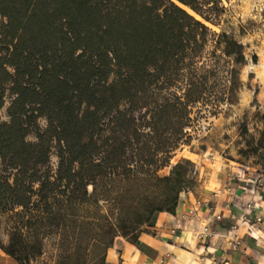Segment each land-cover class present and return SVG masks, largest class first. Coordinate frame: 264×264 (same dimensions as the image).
I'll return each instance as SVG.
<instances>
[{"label":"trees","instance_id":"obj_1","mask_svg":"<svg viewBox=\"0 0 264 264\" xmlns=\"http://www.w3.org/2000/svg\"><path fill=\"white\" fill-rule=\"evenodd\" d=\"M223 3L0 0V212L20 208L31 229L60 230L64 243L68 223L84 225L75 245L87 252H63L58 264H106L118 236L140 245L195 187L190 160L158 171L185 142L190 105L212 75L224 69L226 101L239 100L245 47L201 19L214 21ZM211 41L221 53L205 64ZM253 149L264 153V132ZM88 206L96 217L80 220ZM0 245L22 264L41 253L23 234Z\"/></svg>","mask_w":264,"mask_h":264},{"label":"rangeland","instance_id":"obj_2","mask_svg":"<svg viewBox=\"0 0 264 264\" xmlns=\"http://www.w3.org/2000/svg\"><path fill=\"white\" fill-rule=\"evenodd\" d=\"M223 2L222 12L212 22L205 21L187 9L201 18L213 32L228 33L244 45L248 63L241 67L243 86L239 91V100L236 104L226 101L227 76L224 69L217 77L212 75L207 82V88L201 94L200 101L190 105V122L186 129L185 142L173 152L170 164L158 171L161 176L169 175L171 168L179 161H200L205 155L214 159L212 161L215 164L219 161L234 162L235 166H240L237 167L246 172L254 170L264 172V153H257L253 149L264 132V0ZM214 52L215 45L211 41L200 61L205 64L214 62L216 55L221 53ZM254 55L258 56L257 63L253 61ZM7 106L1 112L2 120H8ZM40 126L42 129L47 127L44 118L40 120ZM213 152L214 155L211 156L210 153ZM58 164L59 158L54 149L51 156L54 171L57 170ZM21 210L19 208L15 211L0 212V243L8 245L13 235L20 237L23 234L36 245H40L41 253L32 258L29 264H58L63 252H87L85 243L75 245L76 237L86 232L83 229L84 225L68 223L64 234L67 241L64 243L60 230L55 229L51 231L52 233L48 231L39 235L37 231L31 229ZM86 216L96 217L93 207L81 209L80 220Z\"/></svg>","mask_w":264,"mask_h":264},{"label":"crops","instance_id":"obj_3","mask_svg":"<svg viewBox=\"0 0 264 264\" xmlns=\"http://www.w3.org/2000/svg\"><path fill=\"white\" fill-rule=\"evenodd\" d=\"M212 160L207 155L192 160L196 185L181 194L176 212L158 213L142 232L140 245L116 237L106 264H264V222L256 221V215L264 220V189L245 190L233 175L248 172L234 162ZM251 201L255 206L248 210L245 206ZM216 214L224 219H213ZM204 219L210 220L213 234L201 240ZM0 264L22 263L0 245Z\"/></svg>","mask_w":264,"mask_h":264},{"label":"built area","instance_id":"obj_4","mask_svg":"<svg viewBox=\"0 0 264 264\" xmlns=\"http://www.w3.org/2000/svg\"><path fill=\"white\" fill-rule=\"evenodd\" d=\"M210 155L213 156L214 152L210 153ZM233 180H235L239 184L242 183L245 187V190L249 192H259L264 189V172H260L256 170L250 171L246 174L238 172L233 175ZM254 206H255L254 201H251L248 202V204H246L245 207L248 210H251L254 209ZM213 219L221 221L224 219V217L221 214H216V216ZM256 221L261 224L264 222L262 216L260 215H256ZM212 234H213V230L210 225V220L208 219L202 220V226L199 232L200 235L199 238L201 240H205L208 237H210ZM237 247H238V243L234 241V243H232V248L235 250Z\"/></svg>","mask_w":264,"mask_h":264},{"label":"bare ground","instance_id":"obj_5","mask_svg":"<svg viewBox=\"0 0 264 264\" xmlns=\"http://www.w3.org/2000/svg\"><path fill=\"white\" fill-rule=\"evenodd\" d=\"M191 12V11H190ZM193 14V13H192Z\"/></svg>","mask_w":264,"mask_h":264}]
</instances>
